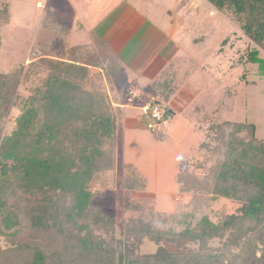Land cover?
<instances>
[{"label": "trees", "instance_id": "trees-1", "mask_svg": "<svg viewBox=\"0 0 264 264\" xmlns=\"http://www.w3.org/2000/svg\"><path fill=\"white\" fill-rule=\"evenodd\" d=\"M207 2L233 14L241 32L264 51V0ZM52 24L41 19L30 43L26 76L40 86L4 134L5 108L22 67L0 75V264H263L264 139L254 124L209 126L217 143L200 148L218 157L205 176L190 173L185 161L179 164L180 193L194 192L205 205L234 201V213L202 214L196 221L194 213H182L173 222L181 229L164 231L157 225L161 213L141 212L126 222L123 237L114 235V219L93 204L96 195L88 186L115 168L118 118L105 86L112 89L121 67L86 47L68 49L65 29ZM248 60L264 74L257 51ZM153 138L166 136L154 132ZM125 167L128 174L118 185L144 189L136 168ZM145 240L157 247L153 253H139Z\"/></svg>", "mask_w": 264, "mask_h": 264}, {"label": "rangeland", "instance_id": "rangeland-1", "mask_svg": "<svg viewBox=\"0 0 264 264\" xmlns=\"http://www.w3.org/2000/svg\"><path fill=\"white\" fill-rule=\"evenodd\" d=\"M90 1L84 0L85 5L81 4L82 13L89 9L87 3ZM65 3L70 8L68 4L71 0H0V75L22 67L19 82L5 108L3 134L10 130L12 119L23 102L40 86V81L34 76L27 77L25 70L31 62V39L41 19H52V25L57 30L66 28V22L69 25L71 22L74 31L68 47L93 44L91 26L98 23L95 33L102 34L109 20L115 26L123 18L120 16L134 10L173 34L179 30L167 19H183L182 29L176 34L181 43L173 48L177 56L182 57L178 62V82L190 84L195 91L200 83L197 98L190 100L176 96L175 103H170L151 95L158 90L157 83L149 86L151 82L145 84L144 80L138 79L128 86L123 84L126 92L131 89L141 95L142 91H149L146 96L136 99L125 93L126 99L139 100V107L148 104H145L147 101L157 102L162 110L168 114L170 110L175 111V115H168L171 119L163 132L166 138L156 141L154 132L147 128V124L152 122L149 115L139 111L123 115V111L113 105L118 118L115 168L101 173L99 179L90 183L88 188L96 195L93 204L114 219V235L119 238L123 237L126 222L141 212L146 215L161 213L157 225L159 227L162 223L160 228L164 231L172 226L176 231L180 230L181 227L174 223L182 213H194V221L202 214L214 218L213 214L219 211L234 213L237 207L234 201L221 198L205 205L195 200L194 192L180 193L177 173L179 164L185 161L190 173L199 178L206 175L214 162L212 158L218 155L213 156L211 152L202 150L200 145L203 142L210 143L212 147L216 145L217 141L211 139L214 134L209 130L213 123L230 121L254 124L256 136L264 139V74L258 64L248 60L251 51H257L263 58L264 51L241 32L233 14L216 11L207 0H95V7L87 14V19H74L73 10L70 15V10H66L65 14L62 7L63 4L65 9ZM98 6L104 9L103 16L97 12ZM76 22L80 25L83 23V31L77 30ZM169 74L167 72L166 76ZM89 79L93 81L94 77ZM118 82L122 84L124 77L121 76ZM105 88L106 93L109 92L107 86ZM109 100L114 102L112 97ZM126 164L136 168L139 173L136 180L144 184V189L138 184L141 190L127 191L118 185V180L128 174ZM200 164H203V168H198ZM213 244L217 245L218 242ZM156 248L145 240L139 253L150 254ZM166 248L172 252L178 251L173 245H166Z\"/></svg>", "mask_w": 264, "mask_h": 264}, {"label": "crops", "instance_id": "crops-1", "mask_svg": "<svg viewBox=\"0 0 264 264\" xmlns=\"http://www.w3.org/2000/svg\"><path fill=\"white\" fill-rule=\"evenodd\" d=\"M94 3L95 0H91L87 3L89 9L85 13H82L83 10L81 9V4L85 5L84 0H71V3L68 4L70 8H67L66 3L65 9L63 4L62 7L65 14L67 12L66 10H70L69 15L73 10L75 12L74 19H87L89 17L87 14H89L91 9L95 7ZM97 3L100 4L99 1H97ZM97 12L99 15L101 14L103 16L104 9H102L101 6H98ZM139 12L134 10L130 11L127 15L120 16L123 18L115 26L111 25L113 22L112 20H109L107 23V29L103 31L102 34L95 33L96 27H99L97 26L98 23H95L90 27L93 31L92 37L94 39L93 44L95 45L89 43L68 47L70 36L72 35L74 28L70 26L71 22L70 25L66 22V28H63L67 34L66 47L68 49L78 46L86 47L96 52L104 63H109V61L113 59L120 64L121 71L114 79L112 89L109 90L108 94L109 97L114 98V102L112 101L114 107L122 110L123 115L131 114V112L134 111L144 113V105L142 107L137 105L139 100L133 101L130 99V101L125 98V93L135 99L149 94V91H147V93L142 91L140 95L131 89L126 92L123 84L128 86L138 79L142 82L144 80L145 84L151 82L149 86L157 83L156 88L158 90L153 91L151 94L153 97L165 99V101L170 103H175V99H177L176 96L195 100L198 95L197 89H200L201 84L199 83L196 85L197 89L195 91L190 84H185L184 81L178 82L179 78L177 72L179 71L180 66L178 62L182 57L180 55L179 58L177 53L173 50V48L178 47L181 43L176 34L180 33L182 29L181 25L184 20L167 19L171 25H175L177 30H179L176 34H173L169 29H165L159 26V24H156L155 22L152 23L143 18ZM136 16H138L137 19H135ZM67 18L69 17L67 16ZM76 25L79 32L83 31V23L81 25L77 23ZM204 70L205 69L203 68V71ZM167 72L170 74L166 76ZM121 76L124 77V82L122 84L118 82V79ZM146 103L157 102L147 101L145 104ZM171 112L172 116H174L175 111ZM121 116L122 114L120 117Z\"/></svg>", "mask_w": 264, "mask_h": 264}, {"label": "built area", "instance_id": "built-area-1", "mask_svg": "<svg viewBox=\"0 0 264 264\" xmlns=\"http://www.w3.org/2000/svg\"><path fill=\"white\" fill-rule=\"evenodd\" d=\"M143 112L149 115L152 122L147 124V128L155 133H163L170 122L169 117L164 116L163 110L157 103H148L143 107Z\"/></svg>", "mask_w": 264, "mask_h": 264}]
</instances>
